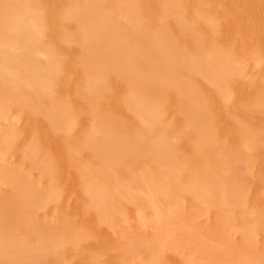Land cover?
Here are the masks:
<instances>
[{
    "label": "rangeland",
    "instance_id": "obj_1",
    "mask_svg": "<svg viewBox=\"0 0 264 264\" xmlns=\"http://www.w3.org/2000/svg\"><path fill=\"white\" fill-rule=\"evenodd\" d=\"M11 1L0 264H264V0ZM138 140L156 146L125 155Z\"/></svg>",
    "mask_w": 264,
    "mask_h": 264
},
{
    "label": "bare ground",
    "instance_id": "obj_2",
    "mask_svg": "<svg viewBox=\"0 0 264 264\" xmlns=\"http://www.w3.org/2000/svg\"><path fill=\"white\" fill-rule=\"evenodd\" d=\"M8 1H9V0H8ZM27 1H28V0H27ZM27 1H26V2H27ZM32 1H33V0H32ZM226 1H227V0H226ZM10 2H12V1L10 0ZM91 2H93V1H91ZM142 2H143V1H141V2H139V3L135 2V4L139 6L140 3H142ZM0 3H1V2H0ZM17 3H18V1H17ZM20 3H21V1L19 2V4H20ZM22 3L25 4V1L22 2ZM36 4H37V3H36ZM36 4H35V5H36ZM226 4H227V3H226ZM0 5H1V4H0ZM15 5H16V4H15ZM21 5H22V4H21ZM27 5H28V4H27ZM38 5H39V3H38ZM227 5H228V4H227ZM227 5H226V8H228ZM22 6H23V5H22ZM39 6H40V5H39ZM88 6H89V5H88ZM12 7H13V5H12ZM35 7H36V6H35ZM91 7H92V6H91ZM95 7H97V6H95ZM13 8H15V7H13ZM18 8H19V7H18ZM29 8H30V6H29ZM29 8H28V9H29ZM33 8H34V7H33ZM43 8H44V7H43ZM94 9H95V8H94ZM7 10H8V9H7ZM95 10H96V9H95ZM26 11H28V10H26ZM81 11H82V10H81ZM91 11H92V10H91ZM137 11H138V10H137ZM9 12H10V11H9ZM10 13H11V12H10ZM73 13H74V12H73ZM81 13H82V12H81ZM6 14H7V13H6ZM12 14H14V13L12 12ZM18 14H19V13H18ZM28 14H29V13H28ZM28 14H27V17L30 18L31 16L28 15ZM48 14H49V13H48ZM78 14H79V13H78ZM86 14H87V13H86ZM0 15H1V14H0ZM31 15L33 16V14H31ZM69 15H70V14H69ZM71 15H73V14H71ZM71 15H70V16H71ZM7 16H8V15H7ZM7 16H5L4 18H3V14L0 16V27H1V25H2V26L5 25L4 22H5L6 20H10ZM10 16H11V15H10ZM14 16H16V15L14 14ZM51 17H52V16H51ZM74 17H75V16H73V18H74ZM12 18H13V17H12ZM12 18H11V20L13 21V19H14L15 17H14L13 19H12ZM31 18H32V17H31ZM15 19H16V18H15ZM17 19H18V18H17ZM49 19H50V18H49ZM49 19H48V21H49ZM68 19H69V18H68ZM76 19H77V17H76ZM29 20H30V19H28L27 22H28ZM77 20H79V18H78ZM237 20H238L237 18H234L232 21H233V22H236ZM30 21H33V20L31 19ZM51 21H52V20H51ZM84 21H86V20H84ZM14 22H16V21L14 20ZM14 22H12V23H14ZM18 22H19V21H18ZM81 22H82V21H81ZM86 22H87V21H86ZM19 23L22 24V22H19ZM30 24H32V22H31ZM82 24H84V23H82ZM94 24H95V23H94ZM94 24H93V25H94ZM19 25H20V24H19ZM19 25H18V26H19ZM86 25H87V24H86ZM7 26H8V25H7ZM10 26H11V24H10ZM16 26H17V25H16ZM18 26H17V27H18ZM87 26H88V25H87ZM91 26H92V24H91ZM230 26L233 27V28H236V27H237V24H236V23H231ZM39 27H40V26H39ZM39 27H38V28H39ZM88 27H89V26H88ZM228 27H229V26H228ZM4 28H6V27H4ZM28 28H29V26L26 27V29H28ZM95 29H96V28H95ZM240 29H241V28H240ZM17 30H18V29H17ZM34 30H35V29H34ZM185 30H186V29H185ZM232 30H233V29H232ZM82 31H83V30H82ZM103 31H104V30H103ZM183 31H184V29H183ZM35 32H36V31H35ZM90 32H91V31H90ZM139 32H140V31H139ZM142 33H143V32H142ZM50 35L52 36L51 33H50ZM83 35H84V34H83ZM135 35H137V33H136ZM140 35H142V34H140ZM143 35H144V34H143ZM28 36H29V37H33V35H31V34L28 35ZM48 36H49V35H48ZM137 36H139V35H137ZM137 36H136V37H137ZM25 37H26V36H25ZM25 37H24V39H23V37L21 36V39H23V40L25 41ZM140 37H141V36H140ZM145 37H146V36H145ZM26 38H27V37H26ZM91 38H92V37H91ZM141 38L143 39V36H142ZM103 39H104V38H103ZM137 39H139V38L137 37ZM137 39H136V40H137ZM145 39H146V38H145ZM95 40H96V39H95ZM106 40H107V39H106ZM129 40H130V38H129ZM21 41H22V40H21ZM69 41H71V40H69ZM137 41H138V40H137ZM139 41H140V40H139ZM139 41H138V42H139ZM83 42H85V41H83ZM20 43H21V42L15 41V44H16L15 46H16V47H17V45L19 46ZM128 43H129V42H128ZM131 43H132V42H131ZM140 43H141V42H140ZM21 44H22V43H21ZM68 44H69V43H68ZM79 44H80V43H79ZM166 44H167V42H166ZM166 44H165V45H166ZM170 44H171V43H170ZM170 44H169V45H170ZM172 44H173V43H172ZM2 45H3V44H2ZM81 45H83V44H81ZM95 45H96V44H95ZM167 45H168V44H167ZM3 46H4V45H3ZM15 46H14V48H16ZM4 47H5V46H4ZM8 47H9V46H8ZM31 47H32V46H31ZM6 48H7V45H6ZM11 48H12V46H11ZM20 48H21V47H20ZM82 48H83V49H81V50H82L83 53H86V52H88V50H89L88 47L84 48V46H83ZM9 49H10V48H9ZM21 49H22V48H21ZM105 49H106V48H105ZM15 50H16V49H15ZM26 50H27V49H26ZM76 50H77V49H76ZM3 51H4V48H2V47L0 46V56H2V54L4 53ZM113 51H114V50H113ZM25 52H26V51H25ZM25 52H24V53H25ZM90 52H91V51H90ZM100 52H101V50H100ZM24 53H23V54H24ZM25 54H29V50H28V52L25 53ZM104 54H105V52H104ZM111 54H112V53H111ZM117 54H118V53H117ZM85 55H86V54H85ZM105 55H106V54H105ZM86 56H87V55H86ZM102 56H103V55H102ZM107 56H108V55H107ZM114 56H115V55H114ZM112 57H113V56H112ZM108 58H109V57H108ZM4 59H5V58H4ZM128 59H129V58H128ZM101 60H102V59H101ZM0 61H1V60H0ZM98 61H99V60H98ZM127 61H128V60H126V63H127ZM129 61H130V59H129ZM129 61H128V62H129ZM143 61H146V60L143 59ZM96 62H97V61H96ZM122 62H123V61H122ZM130 62H132V61H130ZM13 63H14V62H13ZM114 63H115V62H114ZM118 63H119V62H118ZM126 63H125V64H126ZM97 64H98V63H97ZM103 64H104V63H103ZM103 64H102V65H103ZM120 64H121V63H120ZM133 64H134V63H133ZM99 65H100V64H99ZM127 65H129V64L127 63ZM96 66H97V65H96ZM130 66H131V63H130ZM138 66H139V65H138ZM0 67H2V66H0ZM113 67H114V66H113ZM119 67H121V66H119ZM131 67H133V66H131ZM131 67H130V68H131ZM142 67H143V65H142ZM2 68H3V67H2ZM95 68H96V67H95ZM98 68L100 69V67H98ZM127 68H128V67H127ZM140 68H141V67H140ZM140 68H139V69H140ZM146 68H147V67H146ZM146 68H145V69H146ZM151 68H152V67H151ZM119 69H120V68H119ZM154 69H155V68H154ZM160 69H161V68H160ZM115 70H116V74H117V73H118V72H117V69H115ZM125 70H126V69H125ZM125 70H124V71H125ZM141 70H142V69H141ZM127 71H128V69H127ZM131 71H132V70H131ZM131 71H130V72H131ZM145 71H146V70H145ZM149 71H150V70H149ZM149 71H148V72H149ZM154 71H155V70H154ZM164 71H165V69H164ZM141 72H143V71H141ZM155 72H156V71H155ZM114 73H115V72H114ZM120 73H122V72L120 71ZM149 73H150V72H149ZM142 74H144V76H145V75H148V73L146 74L145 72H143ZM142 74L139 75L138 77L142 76ZM114 75H115V74H114ZM122 75H123V76H122ZM122 75H121V76L124 77V78L126 79V81H128V83L132 81L133 84H134V85H132V86H133L132 89H136V88H134V86H135L136 82H137L138 80H140V79L137 77V75L135 74V77H136V78L133 77V76H134L133 74H132L133 76H132L131 74H128V73H124V74H122ZM0 76H1V75H0ZM23 76H24V75H23ZM144 76H143V77H144ZM2 77H3V76H2ZM17 77H18V76H17ZM103 77H104V75H103ZM122 77H121V78H122ZM145 77H146V76H145ZM145 77H144V78H145ZM147 77H148V76H147ZM144 78H141V79H144ZM4 79H5V77H4ZM4 79H3V80H4ZM19 80H21V79H19ZM153 81H154V80H153ZM126 83H127V82H126ZM139 83H140V81H139ZM139 83H138V84H139ZM158 83H159V82H158ZM26 84H27V83H26ZM103 84H104L103 82L96 81V83H95V87H96V88H101V87H103ZM138 84H136V85H137V90H138V86H141V85H138ZM179 84H180V83H179ZM183 84H184V83H183ZM183 84H181V85H183ZM256 84H258V83H256ZM126 85H127V84H126ZM128 85H129V84H128ZM130 85H131V84H130ZM172 85H173V84H172ZM173 86H174V85H173ZM175 86H176V84H175ZM135 87H136V86H135ZM142 87H143V86H142ZM155 87H157V86H155ZM182 87H183V86H182ZM129 88H130V87H129ZM129 88H128V89H129ZM140 88H141V87H140ZM157 88H158V87H157ZM157 88H156V89H157ZM3 89H4V88H3ZM3 89H2L1 91H4ZM149 89H150V88H149ZM158 89H159V88H158ZM187 89H188V87H187ZM8 90H9V89H8ZM16 90H17V89H16ZM141 90H144V89L141 88ZM150 90H151V89H150ZM185 90H186V89H185ZM5 91H6V90H5ZM9 91H10V90H9ZM9 91H8V92H9ZM133 91H135V90H133ZM148 91H149V90H148ZM151 91H152V90H151ZM188 91H189V90H188ZM6 92H7V91H6ZM3 93H4V92H1L2 95L5 94V93H4V94H3ZM137 93L139 94V91H138ZM27 94H28V93H27ZM34 94H35V90H34ZM2 95H1V96H2ZM23 95H24V94H23ZM186 95H187V94H186ZM189 95H190V94H189ZM1 96H0V97H1ZM177 96H178V95H177ZM191 96H192V94H191ZM3 97H4V96H2V99H3ZM7 97H8V95H7ZM137 97H138L139 99H141V98H140L141 96L139 97V96L137 95ZM187 97H188V96H187ZM8 98H9V97H8ZM26 98H28V97H26ZM144 98H145V97H144ZM180 98L182 99V97H180ZM180 98H179V99H180ZM183 98H184V95H183ZM9 99H10V98H9ZM130 99H132V98L130 97ZM133 99H134V98H133ZM142 99H143V97H142ZM146 99H148V101H149V97L146 98ZM186 99H187V98H185V101L188 102ZM190 99H191V98H190ZM32 100H33V99H32ZM144 100H145V99H143V100H141V101H144ZM1 101H2V100H1ZM7 101H8V100H7ZM139 101H140V100H139ZM146 101H147V100H145V102H146ZM180 101H181V100H180ZM193 101H194V99H193ZM31 102H32V101H31ZM182 102H183V100L181 101V103H182ZM195 102H196V101H194V103H195ZM32 103H33V102H32ZM32 103H31V104H32ZM134 103H135V102H134ZM183 103H184V102H183ZM183 103H182V104H183ZM190 103H191V100H190ZM190 103L188 102V103H184V104H186L185 106L187 107L188 104H190ZM129 104H130L131 106H133L130 102H129ZM130 105H129V106H130ZM195 105H196V104H195ZM129 106H128V107H129ZM183 106H184V105H183ZM192 106H193V104H192ZM196 106H197V105H196ZM193 107H195V106H193ZM201 107H202V106H201ZM204 108H206V107H204ZM195 109H198V108L195 107ZM199 110H200V109H199ZM199 110H198V111H199ZM205 110H207V109H205ZM35 111H36V110H35ZM136 111H137V110H136ZM181 111H182V110H181ZM207 111H208V110H207ZM124 112H125V111H124ZM184 112L188 114L189 111L185 109ZM199 112H200V111H199ZM199 114H200V113H199ZM202 115H203V114H202ZM112 116H113V117H112L113 120L116 121V120H115L116 118L114 119V115H112ZM188 116H189V115H188ZM203 116H204V115H203ZM108 117H109V116H108ZM127 117H128V116H127ZM106 118H107V117H106ZM110 119H111V118H110ZM113 120H112V121H113ZM203 120H204V119H203ZM195 121L197 122V119H196ZM201 121H202V120H201ZM54 123H55V122H54ZM106 123H107V121H106ZM115 123H116V124H117V123H118V124H123L124 122H123V123H121V122L119 123L118 120H117V122H115ZM124 124H125V123H124ZM194 124H195V122H194ZM52 125H53V124H52ZM114 125H115V124H114ZM101 126H102V125H101ZM101 126H100V127H101ZM103 126H104V125H103ZM108 126H109V125H108ZM108 126H107V127H108ZM118 126H119V128H120V125H118ZM198 126H199V125H198ZM122 127H123V125H122ZM122 127H121V128H122ZM125 127H126V126H125ZM125 127H124V129H125ZM40 128H41V127H40ZM43 128L46 129V127H43ZM43 128H42V129H43ZM195 128H196V126H195ZM22 129H23V128H22ZM54 129H55V128H54ZM104 129H105V128H104ZM111 129H112V128H111ZM127 129H128V127H127ZM129 129H130V128H129ZM160 129H161V128H160ZM211 129H212V128H211ZM39 130H40V129H39ZM90 130H92V129H90ZM114 130H115V128H114ZM116 130H117V129H116ZM121 130H122V129H120V131H121ZM219 130H220V129H219ZM105 131H106V130H105ZM111 131H112V130H111ZM124 131H125V130H124ZM128 131L130 132V130H128ZM158 131H160V130H158ZM195 131H196V129H195ZM195 131H193V132H195ZM197 131H199V130H197ZM26 132H28V131H26ZM116 132H117V131H116ZM126 132H127V130H126ZM129 132H128V133H129ZM199 132H200V134H202L201 130H200ZM121 133H122V131H121ZM157 133H158V132H157ZM157 133H156V134H157ZM222 133H223V131H222ZM9 134H10V133H9ZM114 134H115V133H114ZM130 134H131V133H129V135H130ZM189 134L191 135V133H189ZM193 134H195V133H193ZM198 134H199V133H198ZM203 134H205V133H203ZM93 135H94V133H93ZM126 135H127V134H124L123 136H126ZM129 135H127V138H130ZM210 135H211V134H210ZM12 136H13V135H12ZM100 136H101V135H100ZM103 136H105V135L103 134ZM131 136H133V135H131ZM211 136H212V135H211ZM15 137H16V136H15ZM107 137H110V136L107 134L106 138H107ZM136 137H138V136H135L133 140H135V139L137 140ZM202 137H203V136H202ZM205 137H206V136H205ZM209 137H210V136H209ZM92 138H93V137H92ZM101 138H102V137H101ZM104 138H105V137H104ZM111 138H113V137H111ZM115 138H116V137H115ZM119 138H121V136H119ZM131 138H132V137H131ZM138 138H139V137H138ZM194 138H195V137H194ZM198 138H199V137H198ZM198 138H197L196 140L200 141ZM192 139H193V137H192ZM200 139H201V138H200ZM208 139H210V138H208ZM92 140H93V139H92ZM95 140H97V139L95 138ZM95 140H94V141H95ZM98 140H99V139H98ZM98 140H97V142L95 141L96 144H93V146L96 147L95 149H96V150L100 149L102 152H103V151H106L107 148L105 149V147H108V146H109V144H108L109 141H107V140H109V138H107L105 141H104V139H103V142H100V141H98ZM118 140H119V139H118ZM124 140H126V137H125ZM124 140L121 139V140H119V141H120L121 143H123V142H124V143H127V140H126V142H125ZM129 140L131 141V139H128V141H129ZM202 140H203V139H202ZM202 140H201V141H202ZM94 141H93V142H94ZM111 141H113V140L110 139V143H111ZM205 141H206V140H205ZM234 141H235V140H234ZM115 142H116L117 144L120 143V142L116 141V139H115ZM135 142H138V143H135ZM135 142H134V144H133V141H132V144H133V145L130 146L131 144H129L130 147H129V148L127 147L125 150H123L124 153H125L126 151L128 152V153H125V155H126V154H129V153H130L129 151H131L132 155H135L133 158H135V157L138 158L139 156H140V157H141V156H144V153H146V151H147L149 148H151V150H152V148H153V144H154V143H152V146H150L147 142H144V140H143V142L141 141L142 143L139 142V140H138V141H135ZM124 143H123V145H124ZM128 143H129V142H128ZM128 143H127V144H128ZM130 143H131V142H130ZM150 143H151V142H150ZM167 143H169V142H167ZM198 143H200V142H198ZM198 143H197V144H198ZM113 144H114V143L112 142V145H113ZM117 144H114V145H113L114 148H112V150L110 149V147L108 148V151H111V152L113 151V152H112V155H111V154L109 155V156L111 157V160L113 159L112 156H113V155H116V153H114V151L116 150V147H115V146H119V145H120V144H118V145H117ZM127 144H125V146H126ZM169 144H170V143H169ZM200 144H202V145L204 146L203 143H200ZM154 145L156 146V144H154ZM193 145H194V144H193ZM4 146H5V145H4ZM7 146L9 147V145H7ZM53 146H54V145H53ZM91 146H92V145H91ZM120 146H121V145H120ZM125 146H124V148H125ZM195 146H196V145H195ZM200 146H201V145H200ZM203 146H201V147H203ZM5 147H6V146H5ZM111 147H112V146H111ZM164 147H165V146H164ZM168 147H169V146H168ZM121 148H123V146H122ZM154 149H155V148H154ZM157 149H158V147H157ZM189 149H190V148H189ZM202 149H203V148H202ZM89 150H90V149H89ZM100 150H99V151H100ZM121 150H122V149H121ZM196 150H197V148H196ZM204 150H205V148H204ZM57 151H58V150H57ZM57 151L55 150V152H57ZM60 151H61V150H60ZM118 151L120 152V149H119V150H118V149L116 150L117 154H119ZM153 151H154V150H153ZM205 151H206V150H205ZM123 152H122V155H124ZM166 152H167V151H166ZM206 152H207V151H206ZM206 152H204V154H205ZM208 152H209V151H208ZM58 153H59V152H58ZM63 153H64V152H63ZM159 153H160V154H159L160 156H161V155H164L161 151H159ZM161 153H162V154H161ZM199 153L201 154V152H199ZM209 153H210V152H209ZM151 154H153V153H151ZM157 154H158V153H157ZM175 154H176V153H175ZM190 154H191V153H190ZM120 155H121V154H120ZM122 155H121V156H122ZM155 155H156V154H155ZM63 156H64V154H63ZM63 156H62V157H63ZM95 156H96V155H95ZM121 156H120V158H122ZM100 157H101V156H100ZM157 157H158V156H157ZM161 157H162V156H161ZM161 157H160V158H161ZM169 157H171V156H169ZM192 157H193V156H192ZM202 157H203V156H202ZM172 158H173V157H172ZM258 158H259V157H258ZM178 159H180V158H178ZM260 159H261V158H260ZM260 159H259V160H260ZM63 160H64V159H63ZM159 160H160V159H159ZM171 160H172V159H171ZM192 160H193V159H192ZM206 160H207V159H206ZM259 160H258V161H259ZM66 161H67V160H66ZM108 161H109V160H108ZM108 161L106 160V162H108ZM172 161H173V160H172ZM172 161H171V162H172ZM62 162H64V161H62ZM161 162H162V161H161ZM163 163H164V162H163ZM169 163H170V162H169ZM172 163H173V162H172ZM208 163H209V162H208ZM167 164H168V163H167ZM176 164H177V163H176ZM210 164H211V163H210ZM62 165H63V164H62ZM163 165H164V164H163ZM165 165H166V164H165ZM177 165H178V164H177ZM177 165H176V166H177ZM157 166H159V165H157ZM161 166H162V165H161ZM179 166H180V165H179ZM164 167H165V166H164ZM166 167H167V166H166ZM64 168H65V167H64ZM167 168H168V167H167ZM109 169H110V168H109ZM174 169H175V168H174ZM179 169H180V168H179ZM200 169H201V168H200ZM165 170H166V168H165ZM176 170H177V169H176ZM176 170H175V171H176ZM172 171H173V170H172ZM192 171H193V170H192ZM201 172H202V171H201ZM201 172H200V173H201ZM191 173H192V172H191ZM200 173H199V171L197 172V174H200ZM202 173H203V172H202ZM113 174H114V173H113ZM134 174H135V173H134ZM192 174H193V173H192ZM197 174H196V175H197ZM171 175H173V174H171ZM204 175H205V174L200 175V176L203 177ZM200 176H199V177H200ZM199 177H198V175H197V178H199ZM204 177H205V176H204ZM204 177H203V178H204ZM212 177H213V176H212ZM132 178H133V177H132ZM195 178H196V177H195ZM194 180L196 181V179H194ZM200 180L202 181L203 179L199 178V180L197 179V182L200 181ZM230 180L233 181V179H230ZM235 180H237V179H235ZM201 181H200L199 183H201ZM213 181H214V180H212V182H213ZM216 181H217V180H216ZM225 181H226V180H225ZM12 182H13V181H12ZM204 182H205V181H204ZM209 182H210V181H209ZM221 182H223V179H222ZM214 183H215V182H214ZM228 183H229V181H228ZM232 183H233L234 185H236V184L234 183V181H233ZM16 184H17V183H16ZM125 184H126V183H125ZM223 184H224V182H223ZM230 184H231V182H230ZM202 185H203V183H202ZM204 185H205V184H204ZM215 185H217V184H215ZM234 185H233V186H234ZM205 186H206V185H205ZM213 186H214V184H213ZM233 186H232V187H233ZM181 187H182V186H181ZM198 187H199V185H198ZM206 187H207V186H206ZM238 187H239V186H238ZM183 188H184V187H183ZM200 188H201V187H200ZM215 188H216V187H215ZM229 188H230V190H231L232 193L235 192V191L233 192V190H232L233 188L231 189V185H230ZM239 188H240V187H239ZM241 188H242V186H241ZM24 190H25V189H24ZM86 190H87V189H86ZM236 190H237V189H236ZM243 190H244V189H243ZM237 191H238V190H237ZM240 192H241V191H239V193H240ZM242 192H243V191H242ZM242 192H241V193H242ZM95 193H96V191H95ZM225 193H226V192H225ZM237 193H238V192H237ZM241 193H240V194H241ZM90 194H91V193H90ZM92 194H94V193L92 192ZM229 195H231V194H229ZM234 195H235V194H234ZM236 195H237V194H236ZM211 196H212V195H211ZM225 196H227V195L225 194L224 197H225ZM212 197H213V196H212ZM218 197H219V195H218ZM227 197H228V196H227ZM230 197H232V196H230ZM233 197H234V196H233ZM235 197H236V196H235ZM235 197H234V198H235ZM212 199H213V198H212ZM217 199H218V198H217ZM228 199H229V198H228ZM228 199H227V200H228ZM234 200H235V199H233L232 201H234ZM98 201H99V200H98ZM98 201H97V203H98ZM219 201H220V200H219ZM232 201H228V202H232ZM236 201H237V200H236ZM99 203H100V202H99ZM217 203H218V202H217ZM219 203H220V202H219ZM95 204H96V203H95ZM229 204H230V203H229ZM99 206H100V205H99ZM48 210H49V209H48ZM88 219H89V218H88ZM94 219H95V218H94ZM95 221H96V220H95ZM93 223H94V222H93ZM104 229H105V228H104ZM103 232H104V231H103ZM103 232H102V233H103ZM106 234H107V233H106ZM106 234H105V235H106ZM109 237H110V236H109ZM221 242H222V241H221ZM0 243H1V242H0ZM1 244H2V243H1ZM213 244H215V243H213ZM218 245H219V244H218ZM0 246H1V245H0ZM12 247H13V245H12ZM3 248H4V247H3ZM4 249H5V248H4ZM0 250H3V249H2V246H1V249H0ZM3 251H4V250H3ZM10 252H11V251H10ZM1 253H2V251H1ZM1 253H0V254H1ZM6 253H7V252H6ZM8 254H9V253H8ZM12 254H13V253H12ZM14 254H15V253H14ZM18 254H19V253H18ZM4 255H5V253H4ZM4 255H3V253H2V257H4ZM15 255H16V254H15ZM6 256H9V255H6ZM11 256H12V255H11ZM18 257H19V259H20V255H19ZM170 258H171V256H170ZM16 259H17V258H16ZM23 259H24V258H23ZM25 259H26V258H25ZM14 260H15V259H14ZM20 260H22V259H20ZM20 260H17V261H20ZM2 262H3V261H2ZM24 262H25V261H24ZM10 263H11V262H10ZM21 263H22V262H21ZM32 263H33V262H32ZM36 263H37V262H36ZM7 264H9V263L7 262ZM11 264H12V263H11ZM22 264H23V263H22Z\"/></svg>",
    "mask_w": 264,
    "mask_h": 264
}]
</instances>
